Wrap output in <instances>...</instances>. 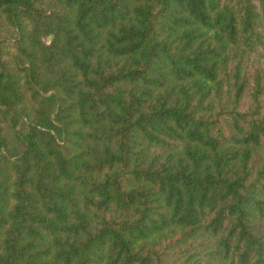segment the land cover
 Returning a JSON list of instances; mask_svg holds the SVG:
<instances>
[{"label":"trees","instance_id":"1","mask_svg":"<svg viewBox=\"0 0 264 264\" xmlns=\"http://www.w3.org/2000/svg\"><path fill=\"white\" fill-rule=\"evenodd\" d=\"M0 264H264V0H0Z\"/></svg>","mask_w":264,"mask_h":264}]
</instances>
